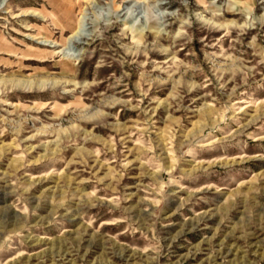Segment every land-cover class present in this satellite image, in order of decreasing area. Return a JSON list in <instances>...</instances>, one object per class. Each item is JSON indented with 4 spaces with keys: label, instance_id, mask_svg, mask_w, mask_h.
Listing matches in <instances>:
<instances>
[{
    "label": "rangeland",
    "instance_id": "rangeland-1",
    "mask_svg": "<svg viewBox=\"0 0 264 264\" xmlns=\"http://www.w3.org/2000/svg\"><path fill=\"white\" fill-rule=\"evenodd\" d=\"M0 264H264V0H0Z\"/></svg>",
    "mask_w": 264,
    "mask_h": 264
}]
</instances>
